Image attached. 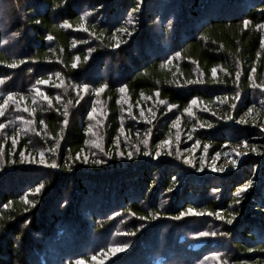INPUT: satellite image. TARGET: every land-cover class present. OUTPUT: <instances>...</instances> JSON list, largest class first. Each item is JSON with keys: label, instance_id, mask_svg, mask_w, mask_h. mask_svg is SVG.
I'll use <instances>...</instances> for the list:
<instances>
[{"label": "trees", "instance_id": "trees-1", "mask_svg": "<svg viewBox=\"0 0 264 264\" xmlns=\"http://www.w3.org/2000/svg\"><path fill=\"white\" fill-rule=\"evenodd\" d=\"M0 79V264H264V0H0Z\"/></svg>", "mask_w": 264, "mask_h": 264}, {"label": "snow or ice", "instance_id": "snow-or-ice-1", "mask_svg": "<svg viewBox=\"0 0 264 264\" xmlns=\"http://www.w3.org/2000/svg\"><path fill=\"white\" fill-rule=\"evenodd\" d=\"M133 11H135V9H134ZM247 24H248V22L246 21V22H245V26H246V27H247ZM49 39H51V37H49ZM77 59H79V58H77ZM21 63H23V61H21ZM8 66H9V67H12V68L17 67V65L14 64V63H13V64H10V65H8ZM73 66L75 67V64H74ZM212 71H213V75H215L216 70L213 69ZM57 75H59V74H57ZM3 82H4V81H3L2 79H0V83H3ZM37 83H38V84H48L49 81H48V80H39V81H37ZM105 87H106V85H105ZM259 87H261V90L264 91V85H260ZM83 90L86 92V91L88 90V85H84V86H83ZM102 90H103V89L101 88V89H99L98 91H102ZM124 90H125V89H124L123 87L120 89L121 92H123ZM36 91H37V93H39V92H40V89L37 88ZM156 95L159 96V92H157ZM237 98H239V97H237ZM12 99H13V94L9 93L7 99L4 101V104H0V116H3V115H4L3 109H4V107L7 105L8 101H9V100H12ZM44 99H45V100H48V101H49V104H51V100H49V98H48L47 95H44ZM57 99H59V97H57ZM159 102H160L161 104L164 103L163 100H160ZM192 103L195 104V103H196V100H193ZM171 107H172V106H170V108H171ZM149 111L151 112V109H149ZM185 111H190V109H185ZM65 115H67V113H65ZM153 117H155V113H153ZM147 122H148V123H151V121H147ZM63 123H64V124H67V121L65 120V121H63ZM0 127H4V126H3V125H0ZM147 142H148L147 140L144 141L145 144H146ZM165 143H169V144H170V141H165ZM244 145L247 146V142H246V141L244 142ZM251 150H252V151H255L256 149L253 148V149H251ZM121 154L123 155V153H121ZM158 154H159V153H157V155H158ZM169 154H171V153H169ZM239 154H241V153H238V155H239ZM40 155H41V157H43V152L40 153ZM129 155H131V153H129ZM77 158H80V157H77ZM84 159H85V161H87V158H86V157H85ZM101 162H102V161H101ZM52 166H53V167H56L55 164H53ZM214 170H216V169H214ZM221 170H222V169H221ZM250 186H251V181H249L248 184L244 185V190H246V189L249 188ZM237 202H238V201H237ZM187 211H188V213H193V214H196V215H202V214H203V213H196L195 209H192V208H189ZM209 215H211V213H209ZM216 215H217V218H218V219H221V220L224 219V217H223L222 215H220L219 213H217ZM231 222H232L231 219L227 220V223H231ZM202 235H207V233H202ZM212 235H215V233H212ZM122 250H123V249H121V248H117V249H115V251H122ZM93 259H95V257H93Z\"/></svg>", "mask_w": 264, "mask_h": 264}, {"label": "rangeland", "instance_id": "rangeland-1", "mask_svg": "<svg viewBox=\"0 0 264 264\" xmlns=\"http://www.w3.org/2000/svg\"><path fill=\"white\" fill-rule=\"evenodd\" d=\"M245 150H246V147H244V146H241V145L236 146L234 148V150L231 152V154H229L228 156H225V164H227V165H233V164L237 163L239 161V158L245 152ZM238 153H241V154L238 155ZM200 246H201V244H197L193 248H198ZM165 248H167V247H165ZM144 250L145 251H149V248L148 249H144ZM163 250H164V248H160L159 249V255L157 257H156L155 254H152L150 256V257H154L153 259H154V263L155 264H165L164 263L165 262V257H164V255H162V251ZM171 251H172V249H171ZM52 261H54V259L51 260V264H52Z\"/></svg>", "mask_w": 264, "mask_h": 264}]
</instances>
